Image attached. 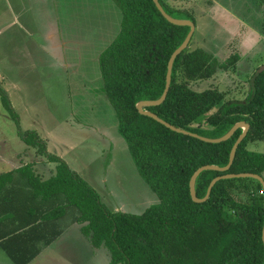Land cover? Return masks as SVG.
I'll list each match as a JSON object with an SVG mask.
<instances>
[{
  "label": "trees",
  "instance_id": "16d2710c",
  "mask_svg": "<svg viewBox=\"0 0 264 264\" xmlns=\"http://www.w3.org/2000/svg\"><path fill=\"white\" fill-rule=\"evenodd\" d=\"M112 1L121 10L122 22L120 33L99 58L104 91L119 132L159 203L142 215L111 212L85 179L47 152L37 132L21 130L19 135L28 146L56 164L55 174L43 179L33 164L23 165L0 174V193L8 187H24L27 199L38 205L39 218L34 222L72 211L91 244L108 249L110 264H264V194L258 180H221L204 203H195L190 194V180L199 168L229 164L242 129L225 142L211 144L174 132L136 108L139 102L161 98L169 60L190 27L169 23L153 0ZM159 2L173 18L196 23L191 12L175 9L167 0ZM237 60L233 56L220 62L202 49L188 47L174 63L165 102L145 109L173 126L211 139L223 137L239 122L250 125L228 172L207 170L199 175V199L205 198L218 176L264 173V153L248 149L250 142L264 140V66L253 77L245 102H225L217 89L190 87L191 82L212 78ZM3 101L17 119L4 93ZM235 196H242V201Z\"/></svg>",
  "mask_w": 264,
  "mask_h": 264
},
{
  "label": "rangeland",
  "instance_id": "374dc122",
  "mask_svg": "<svg viewBox=\"0 0 264 264\" xmlns=\"http://www.w3.org/2000/svg\"><path fill=\"white\" fill-rule=\"evenodd\" d=\"M66 1L0 0V174L26 164H33L43 178L55 172V163L19 135L20 130L35 131L46 143L47 152L84 178L111 212L142 215L158 203V197L140 174L119 128L112 125L117 123L113 106L99 97L104 83L98 53L119 32L121 10L112 0H93L86 5ZM167 1L195 18L191 50L202 49L220 62L238 56L228 69L191 82L190 87L196 91L217 89L225 102H245L251 95L253 77L264 66V0ZM84 8L85 15L80 17ZM38 20L44 23L39 28ZM53 25L60 26L62 34L51 41L47 34ZM63 34L69 42H84L79 53L87 59L80 67L81 72L88 70V78L82 79L85 91L69 92L60 45ZM30 36L41 46L28 43ZM75 54L72 49L70 55ZM3 93L17 119L4 104ZM248 149L264 153V140L250 142ZM235 198L242 201V196ZM72 214L69 210L62 223L71 220ZM66 232L60 242L74 251L62 256L65 248L56 244L57 249L47 252L50 264H110L108 249L93 247L81 233L80 224L70 225Z\"/></svg>",
  "mask_w": 264,
  "mask_h": 264
},
{
  "label": "crops",
  "instance_id": "0c3cea01",
  "mask_svg": "<svg viewBox=\"0 0 264 264\" xmlns=\"http://www.w3.org/2000/svg\"><path fill=\"white\" fill-rule=\"evenodd\" d=\"M70 1L71 0H68L66 1V3H69ZM74 1L78 4L83 5H86L89 1H91V3H94L93 0ZM84 15L85 8L82 10V14H80L79 16L83 17ZM120 21L122 22V15ZM43 25L44 23L38 20V28ZM38 28L36 31H38ZM49 30H51V32H48L47 38L51 41L55 40L58 34H62L60 26L56 28L53 25L49 28ZM120 30L121 28L119 29V32L115 34L113 41L120 33ZM36 31L31 34H36ZM106 31L108 32V30ZM28 41L29 39L27 38V42ZM28 43L41 46V43L32 36H30V41ZM28 43L24 46V49L26 51ZM83 44L84 42L78 44H76V42L74 41L69 42L67 41V39H64V34L62 35L60 45L63 53L65 54L66 62H64L63 67H66V70L68 71L70 89L69 92H72V90L85 91V87L82 86L83 84H85V82H83L82 79L88 78V70L86 69V72H81L80 67L84 66L83 61L87 59L82 56L81 53H79V48ZM72 49L77 52L75 56L70 55V51H72ZM102 52L98 53L99 58ZM70 70H72V72ZM95 82L97 81L93 80V83ZM99 90L101 91L102 89ZM99 97L101 99L108 100L105 91L100 92ZM112 125L113 127L118 128V119L117 123H114ZM53 169V171H55L56 167ZM54 174L55 172L52 173L51 176H53ZM48 178L49 177L43 179ZM27 196L29 195L26 193L24 187H8L0 193V264H50L51 259L48 256L47 252L49 249H57L56 244L58 243L63 245V247L65 248V251L63 252L64 255L62 256L67 255L70 251H74V248L69 244H62V242H60V240H62L67 234L66 230L69 229L70 225L72 227L73 224H78L74 221L73 215L72 217H70L71 220H69L68 222L65 221L64 223H62V220L66 217L65 215V217L62 216L58 219H51L47 221L37 220L36 222H34V218H39L37 214L38 205L36 203L32 204L31 198L29 201V199H27Z\"/></svg>",
  "mask_w": 264,
  "mask_h": 264
},
{
  "label": "water",
  "instance_id": "95a60500",
  "mask_svg": "<svg viewBox=\"0 0 264 264\" xmlns=\"http://www.w3.org/2000/svg\"><path fill=\"white\" fill-rule=\"evenodd\" d=\"M155 6L157 7V9L159 10V12L162 14V16L171 24L176 25V26H188L190 27V32L188 33L186 39L184 40V42L182 43V45L176 49V51L172 54L169 63H168V72H167V76H166V87L164 90V93L162 94L161 98H159L156 101H142L139 102L136 106L137 110L139 111V113L149 116L152 119H154L155 121L159 122L160 124L164 125L165 127H167L168 129L177 132V133H181L187 136H192L194 138H197L203 142L206 143H211V144H219L222 142H225L227 140H229L231 137H233V135L236 133V131L238 129H243L242 134L240 135V137L237 139L236 143L234 144L231 154H230V161L229 164L226 167L220 168L218 166H213V165H209V166H203L201 168H199L192 176L191 180H190V194L192 197V200L195 203H204L206 202L212 192L213 187L221 180H228V179H236V178H252V179H256L258 180L263 187V194H264V179L261 175L258 174H253V173H242V174H225L222 176H218L215 179L212 180V182L209 185L207 194L205 196V198L203 199H199L197 197L196 194V181L197 178L199 177V175L207 170H216L219 172H228L231 168V166L234 163L235 157H236V153H237V149L239 147V145L241 144V142L244 140V138L246 137L250 125L246 122H239L237 124H235L229 131L228 133H226L223 137L217 138V139H211V138H207V137H203L200 136L198 134L195 133H191L189 131L183 130L181 128H178L176 126L171 125L170 123L164 121L163 119H161L158 115H156L155 113L151 112V111H147L145 110L148 107H154V106H159L162 105L165 100L167 99L170 87H171V83H172V71H173V67H174V63L177 59V57L184 51L186 50L192 40L193 34L196 30V24L192 21L189 20H180V19H176L173 18L171 15H169L164 8L162 7V5L160 4L159 0H153ZM262 239H263V243H264V228H263V233H262Z\"/></svg>",
  "mask_w": 264,
  "mask_h": 264
}]
</instances>
